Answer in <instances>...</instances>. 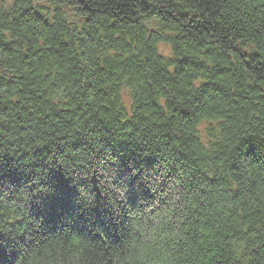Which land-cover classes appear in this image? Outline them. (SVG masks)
Returning a JSON list of instances; mask_svg holds the SVG:
<instances>
[{"label":"trees","instance_id":"1","mask_svg":"<svg viewBox=\"0 0 264 264\" xmlns=\"http://www.w3.org/2000/svg\"><path fill=\"white\" fill-rule=\"evenodd\" d=\"M0 264H264V0H0Z\"/></svg>","mask_w":264,"mask_h":264},{"label":"rangeland","instance_id":"2","mask_svg":"<svg viewBox=\"0 0 264 264\" xmlns=\"http://www.w3.org/2000/svg\"><path fill=\"white\" fill-rule=\"evenodd\" d=\"M163 50H164L165 53H167L168 48L167 47H164Z\"/></svg>","mask_w":264,"mask_h":264}]
</instances>
